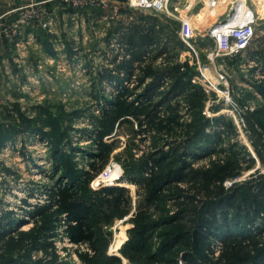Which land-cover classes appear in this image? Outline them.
Here are the masks:
<instances>
[{"label": "rangeland", "instance_id": "obj_1", "mask_svg": "<svg viewBox=\"0 0 264 264\" xmlns=\"http://www.w3.org/2000/svg\"><path fill=\"white\" fill-rule=\"evenodd\" d=\"M45 1L28 0L17 7L10 5L11 2L0 4V9H17L0 19V127L8 133L7 139L0 145V257L9 259L8 264H99L100 256L117 258L118 264H137L122 254L129 239L128 231L132 228L131 213L123 219L105 214L98 216V253L89 251L84 245L68 242L64 218L54 214V207L47 211L49 218L31 215L53 201L60 183H69V178L63 176L62 171L55 172L53 168L52 137L62 135L57 157L79 181H84V174L92 173L88 167L92 152L90 134L100 109L106 107V101L116 95L117 89L124 87L134 93L128 101H134L137 107L148 103L143 95L148 82L139 84V73L130 81L119 75L124 79L121 86L113 79L102 78L100 81V78L104 71L112 72L113 57L122 55L119 48L131 58L132 51H127L129 49L125 42L128 33L124 29L117 31V28L136 23L137 15L152 16V11L136 12L134 15L124 7L117 10L111 7L75 9L61 0ZM175 1L170 0L169 7ZM155 2L157 7L163 8V0ZM30 5H33L32 8L27 7ZM191 6L184 5L183 10L191 16L193 27L196 10ZM196 7L204 11L203 16L210 12L205 3ZM254 7L258 11L260 7L263 10L254 20L255 38L242 55L226 62L225 67L229 68L231 75L228 81L224 77H216L212 66L211 73H208V69H204L205 72L201 70L206 76L202 77L193 60L195 58L188 57L187 46L176 36L175 26L179 23L166 15L157 17L163 25L168 26V32L160 36L156 46L168 47V67L187 63L195 72L189 86L179 88L180 97L171 103H178V108L167 112V106H164L159 110V116L175 117L179 140L187 150L184 159L193 169L210 170L213 165H223L227 161L234 164L233 176L222 182L226 194L234 186H239V193H243L247 185L254 187L264 182V117L257 116L263 123L254 121V110L264 108V99L254 92L248 82H255L256 77L264 75V0H258V5ZM218 8L216 11L222 13L225 5L219 4ZM28 9L40 12L30 17L23 13ZM203 36L193 33L190 41L197 44L198 61L202 65L208 63L207 54L212 46L211 41ZM156 47L151 50L156 51ZM254 52H261L262 55L259 57L255 54L252 59L250 55ZM251 61L253 63L250 64ZM176 79L172 77L168 85H164V81L156 96L165 92ZM181 81L184 82L185 78ZM226 87L230 90L228 98L223 93ZM196 93L200 95L201 107L198 110L192 108V96ZM156 96L152 103L157 101ZM206 111L209 117L204 115ZM198 115L203 118V124L197 128L199 132L192 134L190 130H193L191 127L195 126ZM240 118L242 121L237 125L235 121ZM134 128L135 125L133 131ZM133 131L131 126L123 125L113 134L115 150L108 163L119 165L121 175L117 178L116 171L105 178L102 171L90 180L87 187L91 192L104 186L124 187L132 201V213L143 191L118 180L124 174L123 163L130 161L129 156L127 158L129 154L138 160L153 150L150 132L137 136ZM126 146H129L127 154ZM179 186L184 192L166 201L165 214L185 210L191 221L192 209L199 199L196 195L201 194L189 189V185ZM200 193L203 194L202 191ZM258 200L263 205L264 195L261 194ZM228 213L227 219L231 221L235 211L232 208ZM238 213L243 217L246 212ZM153 214V220L161 216V212L154 211ZM251 219L252 222L246 218L241 220L247 221L245 225L250 231L263 227L264 210L252 212ZM220 220L223 224V218L220 217ZM185 223L188 225L186 221L179 222L183 226ZM164 229H156L148 240L150 253H156L164 246L165 240L161 236ZM230 229L235 231L236 227ZM261 237L264 239V232ZM214 243L215 248H220L218 241ZM183 250L177 246L178 255L174 258V264H184L181 259ZM174 251L160 259L171 258ZM3 263L0 258V264ZM153 264L164 263L158 261Z\"/></svg>", "mask_w": 264, "mask_h": 264}, {"label": "trees", "instance_id": "obj_2", "mask_svg": "<svg viewBox=\"0 0 264 264\" xmlns=\"http://www.w3.org/2000/svg\"><path fill=\"white\" fill-rule=\"evenodd\" d=\"M175 27L177 32L179 24L176 23ZM120 29L128 33L125 42L129 49L127 51H132L131 58L114 64L112 72L104 71L100 78V81L102 78L113 79L118 82L119 86L124 82L119 75L123 74V77L130 81L133 63L140 62L151 48L159 44L158 39L168 32V26L163 25L161 20L155 16L137 15L136 23L118 27L117 31ZM122 30L120 32L123 36ZM155 50L149 62L138 68L140 77L137 82L141 85L145 81L148 82L143 91L148 103L137 107L134 101H128V98L134 95L133 91L120 87L116 95L106 101V107L100 109L99 116L94 120V128L90 134L91 162L88 165L92 173H85L84 181H79L80 179L73 174L71 169L57 157L60 153L59 144L62 135L52 137V154L55 160L53 168L55 172L62 171L63 176L69 178V183H60L53 201L31 216H46L47 211L54 207V214H59L64 218L69 242L75 245H86L89 251L98 253L100 242V235L96 228L98 216L103 217L105 214L104 216L123 219L131 213L132 228L128 231L129 239L122 249V254L130 262L137 264H153L158 261L164 264H174V258L178 255L177 246L184 248L181 252L184 264H264V239L261 237L264 225L262 224L263 227L258 229H251L252 231L245 225L247 221L252 222V212L258 213L264 210V204L261 205L258 200L261 194L264 195V182L255 184L254 187L247 185L243 193H239V186H234L232 191L226 194L223 192L222 182L233 176L232 171L235 167L233 163L227 161L223 165H213L214 167L210 170H202L193 169L191 164L184 159V152L187 150L179 140L180 135L175 125V117H160L159 110L164 106H167V112L178 108V103L174 105L171 103L180 97L179 88L189 86L190 78L195 75V72L187 63L168 67L169 61L166 57L168 47H156ZM255 54L259 57L262 55L261 52H254L250 55L252 59ZM161 57H163V62L156 64L157 59ZM172 77H177L176 82L171 84L165 92L156 96V92L162 88L164 81H170ZM183 77L184 82L181 81ZM249 86L264 99V81L252 82ZM153 94L155 95L152 96ZM155 96L157 101L152 103ZM199 96L197 93L192 96V108L195 110L201 107ZM254 112V121H259L258 115L264 117V108L256 109ZM197 117L195 126L191 127L193 130H190L192 134L199 132L198 127L203 124V118L199 115ZM259 122L263 123L261 120ZM123 125L131 126L132 131L135 125L133 131L135 135L144 136L146 132H150L153 138L151 152L138 160H134L130 154L127 155L130 161L123 163L124 174L121 179H118L142 188L143 195L135 204L136 210L133 213L131 212V198L124 187L104 186L92 192L87 188L90 180L101 173L108 164L115 150L116 141L113 140L115 136L113 134ZM7 136V131L0 127V145L7 139ZM105 137L109 138L105 140ZM128 152L129 146H126L125 154ZM180 184L189 185V189L201 194L196 195L199 199L192 209L191 221L185 210H178L172 215L165 214L166 201L184 192ZM232 208L235 215L229 221L227 216ZM154 211L161 212L158 220H153ZM242 211L246 212L243 217L238 213ZM219 216L223 218V224ZM242 218L249 220L241 221ZM180 221H186L188 225L185 223L184 227L179 224ZM231 227H236L235 231H231ZM161 228H166L161 232L165 240L164 246L158 252L151 251L150 253L147 242L154 231ZM216 241L220 243V248L215 257L214 242ZM173 250L175 253H171V258L160 259L164 254H169ZM0 258L3 264H8L10 261L3 257ZM98 260L99 264L119 263V259L114 257L100 256Z\"/></svg>", "mask_w": 264, "mask_h": 264}, {"label": "built area", "instance_id": "obj_3", "mask_svg": "<svg viewBox=\"0 0 264 264\" xmlns=\"http://www.w3.org/2000/svg\"><path fill=\"white\" fill-rule=\"evenodd\" d=\"M48 1L50 0H46L45 2ZM61 1L62 3L67 4L75 9L93 10L95 8L111 7L114 10H117L120 7H124L127 11L133 12L134 15H136V12L142 13L145 11H152L151 15L155 17H160V15H166L168 18L173 19L179 23V29L177 31L178 37L187 46L188 57L192 59L193 57L195 58L194 60L196 62L197 70L199 71L200 75L202 77H206L202 73V71L205 72L204 66L198 61V57L195 54L193 45L190 43L194 31L190 22L191 16H188L187 15L188 13L186 14V10H183V5L181 3L183 0H181V2L180 0H176L173 3L172 7H169L168 5L170 0H163L164 1L163 8L157 7L155 0H127L126 3H117L110 0H61ZM43 3L44 2H40L39 4H43ZM229 4H230L229 14H227L226 18L223 21L213 24L207 30V33L203 36L209 39L212 43L211 48L208 50L207 61L214 68L216 72V74L214 75H216V77H224L225 81H228V79L231 77V75L229 74V68L225 67L226 62L228 60L233 59L234 57L242 55L248 49L249 45L251 44V42L253 41L256 35L254 23L251 22L250 19H248V14H247L248 9L246 5V0H230ZM32 6L33 5L27 7L32 8ZM15 11H17V9H15L13 12ZM34 11L37 12L34 13ZM39 12L40 10L28 9L23 13L31 17ZM130 20L132 19L130 18ZM151 49L142 57L140 62L133 63V70L131 74L132 78H135L136 75H138L139 73L138 68H140V66L147 64L151 59L153 53L155 52V51L153 52ZM119 52H122V55H118V56L115 55L113 57L112 65H111L112 67H114V64H118L120 62H123L124 60L130 59L129 55L125 51L124 53L122 48H119ZM163 57L158 58L156 64L162 63ZM249 63L251 64L253 63V61ZM248 67H250V65H248ZM120 76L123 77L124 75L120 74ZM263 78L264 75L256 77L255 83L261 82V79ZM248 82L250 84L253 81L249 80ZM164 85H168V81H166ZM223 93L225 94V98H228L230 94L229 88L226 87L225 90H223ZM250 110L252 111L253 109ZM204 115L208 117L210 116V114L207 111L204 112ZM240 121H242L241 118L235 122L238 125ZM107 138L109 137H105L104 139L106 140ZM120 169L121 168L119 165L117 166L113 162H110L105 166L104 170H102L103 171L102 174L105 175V178H107V176L114 174V172L117 171L118 173L116 175L118 178L121 175V171H122ZM82 245H77V246H82ZM84 246L86 247V245ZM218 249L219 246L218 248H216L214 252L215 257L218 255Z\"/></svg>", "mask_w": 264, "mask_h": 264}, {"label": "crops", "instance_id": "obj_4", "mask_svg": "<svg viewBox=\"0 0 264 264\" xmlns=\"http://www.w3.org/2000/svg\"><path fill=\"white\" fill-rule=\"evenodd\" d=\"M1 2H11L10 5H13L14 7H17L19 4L21 3H26L28 2V0H0V4ZM183 7L184 5H190L192 4V8L193 10H196L194 15H193V31L194 33L198 34V35H205L207 33V30L215 23L223 21L227 14H229V9H230V0H183ZM257 2V3H256ZM207 4L208 8L210 9V12L204 13L206 16H203V10H200L196 7L199 4ZM219 4H224L225 5V9L224 11H222V13L217 12L216 9L218 8ZM246 5H248L247 9H248V19L251 20V22L254 23L255 19H258L262 10V7H260L259 11L257 9V7H254V5H258V0H246ZM9 7H6L4 9H0V19L1 18H5L7 17L10 13H12L15 9ZM263 11V10H262ZM218 13V14H217ZM201 16V18L198 20V17ZM209 16V17H208ZM262 16V15H261ZM206 21V23L203 22ZM198 21H202V22H198ZM204 23V24H203ZM193 48L195 50V54L198 57V54L196 52V48L198 47L197 44H192ZM198 49V48H197ZM199 50V49H198ZM207 51V50H205ZM194 60V59H193ZM208 62V61H207ZM202 63V62H201ZM204 69H208V73H211V65L209 63H205L204 65ZM205 71V70H204Z\"/></svg>", "mask_w": 264, "mask_h": 264}, {"label": "water", "instance_id": "obj_5", "mask_svg": "<svg viewBox=\"0 0 264 264\" xmlns=\"http://www.w3.org/2000/svg\"><path fill=\"white\" fill-rule=\"evenodd\" d=\"M110 1L117 2V3H126L127 2V0H110Z\"/></svg>", "mask_w": 264, "mask_h": 264}, {"label": "bare ground", "instance_id": "obj_6", "mask_svg": "<svg viewBox=\"0 0 264 264\" xmlns=\"http://www.w3.org/2000/svg\"><path fill=\"white\" fill-rule=\"evenodd\" d=\"M22 229H23V228H22ZM22 229H21V230H22Z\"/></svg>", "mask_w": 264, "mask_h": 264}]
</instances>
